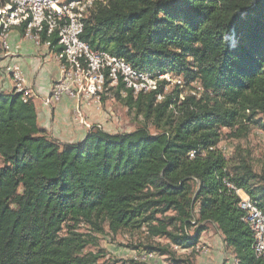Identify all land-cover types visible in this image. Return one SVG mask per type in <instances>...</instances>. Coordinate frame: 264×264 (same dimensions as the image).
Instances as JSON below:
<instances>
[{
  "label": "trees",
  "instance_id": "trees-1",
  "mask_svg": "<svg viewBox=\"0 0 264 264\" xmlns=\"http://www.w3.org/2000/svg\"><path fill=\"white\" fill-rule=\"evenodd\" d=\"M106 1L90 13L83 41L151 78L200 83L202 92L158 103L164 87L135 96L120 81L116 95L125 92L126 106L156 134L97 129L76 144L48 135L26 92L0 93V264H99L101 255L85 253L94 241L77 233L82 224L166 239L147 247L161 256L195 248L214 225L241 264H264L236 194L264 211V175L219 150L222 129L240 138L264 116V0ZM46 36L61 56L58 31Z\"/></svg>",
  "mask_w": 264,
  "mask_h": 264
},
{
  "label": "rangeland",
  "instance_id": "rangeland-1",
  "mask_svg": "<svg viewBox=\"0 0 264 264\" xmlns=\"http://www.w3.org/2000/svg\"><path fill=\"white\" fill-rule=\"evenodd\" d=\"M165 83H167V87L163 89L165 97L158 98V103L164 102L166 98L175 100L176 97L181 101L191 95L198 97L201 93L196 85H187L184 80L181 84V80L175 76L171 77L169 75L168 78L165 76ZM159 85L161 86V79ZM118 87L109 83L106 87H103L97 97L89 100V102L82 100L83 103H80L78 111L86 121L84 124L81 123L80 119H76L74 113L76 105L75 102L71 101L74 122L78 123L86 133L100 129L105 133L118 135L132 133L147 127L152 134H156L155 125L152 121L146 120L144 116L138 115L136 110L126 106L124 101L125 92H121L120 98L116 95ZM86 124L91 125L92 130L87 131ZM246 127L247 132L244 131L240 138H235V132L222 129V142L219 145V150L233 164L236 163L235 160L239 157L247 158L251 161L253 171L258 175H264V116L258 115L254 122ZM1 165L2 161L0 159ZM254 183L257 186L262 185L258 181ZM67 231L68 229H65L64 233H67ZM217 231L213 225H208V230L201 235L206 239L203 241H213L214 235L209 232L216 233ZM195 232L196 227H193L187 233L194 237ZM77 233L84 235L90 241H94L86 248L85 253L101 255L99 264H176L179 261L191 263V258L194 257L195 259L197 255H190L173 248L175 253L171 256H161L155 253L154 259L144 260V255L149 253L147 251L148 246L158 243L168 245L169 241L166 239L146 241L148 234L143 230L135 234L121 232L114 235L106 229L105 233L98 234L90 226L82 224ZM207 248L209 252L203 257L210 254V249Z\"/></svg>",
  "mask_w": 264,
  "mask_h": 264
},
{
  "label": "bare ground",
  "instance_id": "bare-ground-1",
  "mask_svg": "<svg viewBox=\"0 0 264 264\" xmlns=\"http://www.w3.org/2000/svg\"><path fill=\"white\" fill-rule=\"evenodd\" d=\"M40 3L46 6L58 7L63 14L57 10L45 9V7H34L31 4H18V0H0V18L5 20L2 23V32L8 33L12 36L15 29H23L24 37L42 38L44 34L51 36L58 31L60 45L63 47L64 41H71L74 44V49H82V43L88 44L82 40V29H85V22L96 6L97 3L106 4V0H39ZM96 9V8H95ZM22 25V26H21ZM87 60H91V64L100 65L101 57L105 54L108 61H113L117 65H123L127 69V73L136 76L140 80H153L149 81L144 89L143 94L151 93L160 87L161 78H151L148 74L135 71L131 66L127 65L124 61L116 60L107 53L93 50L88 45ZM72 58H79V51H72ZM61 65V79L59 84H67L69 73L71 72V59L69 54L63 48V54L58 57ZM166 78L169 75H164ZM171 76V75H170ZM163 77V76H159ZM172 77V76H171ZM178 78V77H177ZM12 79L15 81L16 88L19 93H23L24 77L19 70H12ZM91 81H98V74H91ZM129 90L128 83H123ZM130 90L133 91L135 96H139V84L130 83ZM202 92V89H199ZM16 92V90H15ZM58 89H53L50 95V100L58 102ZM158 98H162L161 96ZM237 195H244V200L253 205V210L261 214L264 223V211H262L256 203L252 202L250 197L241 190H237ZM243 221L249 226L253 234V225L249 224L244 216ZM254 241L256 237L253 235Z\"/></svg>",
  "mask_w": 264,
  "mask_h": 264
},
{
  "label": "built area",
  "instance_id": "built-area-1",
  "mask_svg": "<svg viewBox=\"0 0 264 264\" xmlns=\"http://www.w3.org/2000/svg\"><path fill=\"white\" fill-rule=\"evenodd\" d=\"M18 4H31V6L34 7H45V9L57 10V12L63 14V12L58 9V7L46 6L45 4L40 3L39 0H18ZM3 22H5V20L0 18V50L6 58L15 59L18 57L19 53L15 50L14 44L12 43L13 36H8V33L2 32ZM83 34L84 31L82 29V33L80 35ZM51 37L52 36H46L47 39ZM23 40L25 42L33 44L37 48L45 46L50 49L51 47V43L49 42V40L44 41V38L28 37L23 38ZM62 45L71 59V72L69 73L67 84H59L58 79L52 89H58V103L63 99H69L75 102L76 106L74 109V113L76 115V119H80L82 124H84L86 121L78 111L80 103H83L82 100H84L85 102H89V100L97 97L103 87H106L107 80L109 81V83L117 86L119 85L120 81H122V83H128L129 90L130 83H137L139 84V95L143 94V91L144 89H146V85H148V82L153 81L137 79L136 76H132L131 74L127 73V69L123 65H117L113 61H108L105 54L94 56L101 57L100 65L91 64V60H87V53H91L88 50V44L82 43V49H74V44L69 41L68 38V41H64ZM72 51H79V58H72ZM12 70H19L22 74V77H25L23 70L19 64L15 63L7 65L4 71L12 82ZM91 74H98V81H91ZM158 78H161V87H167L165 85V76ZM179 79L181 80V84H183V78ZM193 85H196L197 89H203L200 83H193ZM14 89L16 90V93H19V89L16 88V84H14ZM45 105L48 107L50 106L48 103V98L45 101ZM86 126L87 131L92 130L91 125L86 124ZM237 196L240 199V210L243 211V214L244 216H246V220L249 222V224L253 225V235L256 237V241H254L253 244L254 253L258 259L264 260V223L261 214L253 210V205L247 203L244 200V195ZM174 249L184 253H189L191 251L197 252L201 255H207L209 252L206 246H201L200 244H198L195 248L189 250H181L178 247H174ZM154 258L155 253H147L143 257L144 260H151ZM225 263L241 264L239 259L234 255L227 258L225 260Z\"/></svg>",
  "mask_w": 264,
  "mask_h": 264
},
{
  "label": "crops",
  "instance_id": "crops-1",
  "mask_svg": "<svg viewBox=\"0 0 264 264\" xmlns=\"http://www.w3.org/2000/svg\"><path fill=\"white\" fill-rule=\"evenodd\" d=\"M12 36V43L19 55L15 59L6 58L0 50V93L15 92V81L12 82L4 70L7 65L19 64L25 76L23 88L27 97L32 99L36 107L39 125L47 130L50 137L62 144L81 142L87 133L78 123L74 122L71 100L63 99L59 103L50 100L52 87L58 79H61V63L57 54L45 46L37 48L31 43L25 42L22 29H15ZM47 98L49 107L45 105ZM209 233L214 235V240L203 241L206 239L201 236L199 244L209 247L210 254L203 257L200 253L191 251L190 255H197L195 259L191 258L190 264H226L225 260L233 255L232 251L227 249L223 243L219 231Z\"/></svg>",
  "mask_w": 264,
  "mask_h": 264
}]
</instances>
